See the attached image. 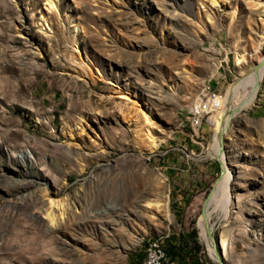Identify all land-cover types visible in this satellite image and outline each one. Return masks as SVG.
Wrapping results in <instances>:
<instances>
[{
  "label": "rangeland",
  "instance_id": "obj_1",
  "mask_svg": "<svg viewBox=\"0 0 264 264\" xmlns=\"http://www.w3.org/2000/svg\"><path fill=\"white\" fill-rule=\"evenodd\" d=\"M49 1L0 0V264H143L153 241L168 264H216L208 232L226 239L223 264H264V68L223 135L225 217L220 166L207 157L220 108L207 126L188 123L205 85L221 107L253 68L256 0H218L213 18L207 0ZM146 172L163 182L170 219L137 197ZM47 198L61 202L52 224Z\"/></svg>",
  "mask_w": 264,
  "mask_h": 264
},
{
  "label": "bare ground",
  "instance_id": "obj_2",
  "mask_svg": "<svg viewBox=\"0 0 264 264\" xmlns=\"http://www.w3.org/2000/svg\"><path fill=\"white\" fill-rule=\"evenodd\" d=\"M207 2L209 3V5L207 4V13L210 14L211 18H213L212 15H214V13H213L212 7L217 4L218 0H207ZM46 6L52 7V2L47 0ZM246 15L248 19V23H247L248 27L246 29L248 31L247 35H249L248 38H250L251 40L250 42H252L253 44V48L251 49V51L254 57L253 59L254 66L243 77L231 83L228 87L226 95L221 99L220 120L221 119L223 120V126L221 130L211 138L209 146H208V151H207V157L216 159V161L220 163L223 169V172H222L223 174H221L222 182L217 192L218 204H219V214L222 217H225L228 214V210H229L228 206L230 204V194H231L230 185L232 183V171L226 165L227 163L226 157L224 156V154L222 153L220 149L222 147L223 135L226 132H229L228 134L232 135V129L229 128V126L231 127L232 122H233L231 119V109L233 106L242 105L246 102L245 90L250 85V83L262 72L264 68V3H261L260 0H256V2L253 3L249 9H247ZM258 23H259V26H258ZM70 29H72V32H75V34L79 33L78 31L79 26L77 25H74L71 23ZM140 117H141L142 122L145 124L146 130H148L149 127L152 126V123L150 122V112L145 111L144 114L140 115ZM199 126L200 125H196V127L198 128ZM145 136H146L145 146L147 147L148 151L155 150L157 147V140L151 137L148 132H146ZM219 178L217 179V181L219 180ZM142 180H144V182L141 183V190L137 191L138 193L137 197L141 198L144 205L147 206V210H146L147 213H149L150 215H156L158 218L161 217V218L170 219L168 206L164 199V192H163V186H162L163 182L161 181V179L157 176H152L151 174L146 172L144 177L142 176ZM216 182L214 183V185L216 184ZM217 187L218 185L215 187L214 190L212 188L213 191L211 190V194L209 196V198H211L212 203H213L214 197L216 198L215 195H216ZM48 198L46 200L45 208L42 210V212H43V215L47 218L48 222L52 224L55 221V213L59 212L58 217L61 214L60 213L61 202L60 201L53 202L52 200ZM208 200L206 201L203 207V216H204V209L206 207ZM211 209H214V208H211ZM203 225H204V220L202 222L201 232L199 235V239L201 242H202ZM210 231L212 233V227ZM211 242L212 241L210 240L211 248L207 245H205V247L207 248L211 259L216 262L215 253H214L215 251L213 252L211 250L213 246ZM219 245L222 251V256L224 258L227 255V244H226V239L223 235L220 237V244L217 243L218 255H219ZM154 249L155 251L163 250V248L156 241H153L147 244L146 249H145V260L143 264H156V253ZM220 261L222 262V260Z\"/></svg>",
  "mask_w": 264,
  "mask_h": 264
},
{
  "label": "built area",
  "instance_id": "obj_3",
  "mask_svg": "<svg viewBox=\"0 0 264 264\" xmlns=\"http://www.w3.org/2000/svg\"><path fill=\"white\" fill-rule=\"evenodd\" d=\"M219 98L220 94L216 89L212 88L211 86L205 85L204 95H202L201 98V105L197 106L196 111L188 112V123L192 130L195 129L196 125H203V127L208 125L209 120L214 117L219 111ZM145 249L146 247L144 248V251ZM155 253L156 264H168L164 248L162 251H155Z\"/></svg>",
  "mask_w": 264,
  "mask_h": 264
},
{
  "label": "water",
  "instance_id": "obj_4",
  "mask_svg": "<svg viewBox=\"0 0 264 264\" xmlns=\"http://www.w3.org/2000/svg\"><path fill=\"white\" fill-rule=\"evenodd\" d=\"M217 163H218L219 166H220V175H221L222 172H223V169H222V167H221V165H220V163H219L218 161H217ZM210 194H211V191L209 192V194L206 196V198H205L204 201H203V204H202V207H201V213H200L202 217H203V207H204L206 201L208 200ZM207 235H208V238L212 241L213 249H214V251H215V260H216V264H223V263L220 261V258H219V255H218V250H217V243H216L214 237L212 236V234H210V232H208Z\"/></svg>",
  "mask_w": 264,
  "mask_h": 264
},
{
  "label": "trees",
  "instance_id": "obj_5",
  "mask_svg": "<svg viewBox=\"0 0 264 264\" xmlns=\"http://www.w3.org/2000/svg\"><path fill=\"white\" fill-rule=\"evenodd\" d=\"M192 236H194V232L192 233ZM188 240H189L190 243H192L194 245V242H193L192 238H189ZM167 253L169 254V257L171 259H174V258H176L178 256V253L175 252V246H173L172 244H169Z\"/></svg>",
  "mask_w": 264,
  "mask_h": 264
}]
</instances>
